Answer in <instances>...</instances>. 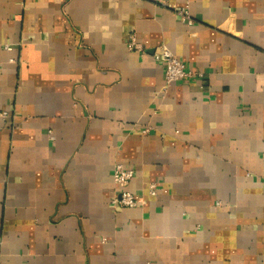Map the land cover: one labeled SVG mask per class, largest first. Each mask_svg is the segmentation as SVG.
Instances as JSON below:
<instances>
[{
	"label": "crops",
	"instance_id": "0c3cea01",
	"mask_svg": "<svg viewBox=\"0 0 264 264\" xmlns=\"http://www.w3.org/2000/svg\"><path fill=\"white\" fill-rule=\"evenodd\" d=\"M162 47L203 77L165 88ZM0 243V264H264V0H0Z\"/></svg>",
	"mask_w": 264,
	"mask_h": 264
},
{
	"label": "built area",
	"instance_id": "2783aa9c",
	"mask_svg": "<svg viewBox=\"0 0 264 264\" xmlns=\"http://www.w3.org/2000/svg\"><path fill=\"white\" fill-rule=\"evenodd\" d=\"M177 13L182 16V18L185 19L187 22L192 23L187 8H180L177 10ZM130 47L134 50H141L140 45L137 44L136 39L134 37H131ZM7 49H10V47H8ZM155 58L156 60L161 61L166 65L165 88L180 81L195 80L196 78L203 77L202 73L188 70L187 65L183 61L178 59L170 50L165 47L161 48L160 52L156 54ZM1 115L7 116V113H2ZM147 132L148 130L143 131V133ZM133 179L134 170L126 168L121 164L115 166L114 181L119 186L120 191L112 201V205L114 208H135L140 204L141 200H139L129 190V186ZM148 191L151 196L155 197L158 192L157 183H150Z\"/></svg>",
	"mask_w": 264,
	"mask_h": 264
}]
</instances>
